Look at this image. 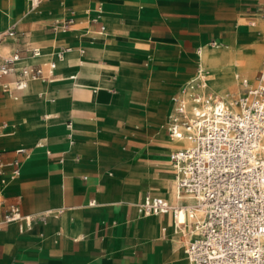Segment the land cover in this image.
Wrapping results in <instances>:
<instances>
[{
    "label": "crops",
    "instance_id": "obj_1",
    "mask_svg": "<svg viewBox=\"0 0 264 264\" xmlns=\"http://www.w3.org/2000/svg\"><path fill=\"white\" fill-rule=\"evenodd\" d=\"M18 1L26 11L13 7L20 18L0 29L15 24L18 30L24 31L26 39L39 45L18 24L27 19H42L48 15V5L32 11L28 0ZM169 1L126 0L125 7L140 3L142 9L129 11L126 20H118L116 24L110 21L107 26L101 19L103 1L88 5V25L80 36L74 40L68 37V44L54 48L73 47L58 63L56 79L30 81L25 89L17 92L23 93L17 102L0 100L2 116L21 112L36 115L39 111L42 121H46L42 136L33 148L30 145L0 148L6 160L13 157L16 147L29 150V156L22 161L20 175L0 185L3 196L0 218L11 204L32 217L31 226L23 230L15 221L0 229V264H190L182 247V236L170 225L171 215H141L137 211L135 203L146 193L161 195L150 191L141 195L127 192L129 173L141 166L132 164L133 157L116 148L114 142L118 134L127 142L142 132L153 133L150 122L160 113L165 99L163 88L178 78L166 75L159 60L164 53L170 54L172 48L161 47L158 40L180 38L183 46L195 44L192 34L177 26L174 15L158 11L159 7L170 6ZM9 2L13 6V1ZM90 14H98V21L92 22ZM100 25L104 26V32L94 33ZM104 34L107 36L103 37ZM132 37L140 38L143 44L156 45L152 51L146 49L149 52L144 54L143 68H135L138 66L133 62L135 40L129 43ZM214 42L217 47L222 45L221 38H215ZM197 48L199 64L201 46ZM50 57V52H45L37 61ZM113 88L119 89L118 95L112 93ZM177 90L169 96L164 124L159 127L167 141H174L169 138L165 125L172 107L171 96ZM104 92L111 94L103 98ZM23 120L19 116L3 125L8 129L5 134L10 135L5 140L8 145L31 142L40 131L35 121L24 123ZM100 140L111 142L106 145ZM174 143L171 147L165 141L150 146L138 143L131 151L144 153L150 148L160 154L162 148L169 163V154L180 145L177 141ZM169 168L173 181L170 163ZM90 200L94 204H88ZM175 200L173 204L185 201ZM59 209L61 212L57 213Z\"/></svg>",
    "mask_w": 264,
    "mask_h": 264
},
{
    "label": "built area",
    "instance_id": "obj_2",
    "mask_svg": "<svg viewBox=\"0 0 264 264\" xmlns=\"http://www.w3.org/2000/svg\"><path fill=\"white\" fill-rule=\"evenodd\" d=\"M41 1L28 0V6L34 9ZM90 20L98 21V14H90ZM72 21L66 17L63 30ZM93 32L102 34L104 26ZM72 48L59 47L50 58L37 61L44 52L24 31L15 24L0 29V93L16 97L30 81L55 80L58 63ZM199 73L200 63L197 74L171 96L165 125L169 138L180 144L169 154V163L176 199L185 201L173 204L146 193L136 209L141 215H171L170 225L182 236L190 264H264V70L254 82L236 74L241 90L229 100L205 91ZM13 152L6 160L0 151V185L19 176L29 156L22 146ZM14 221L23 230L32 217L11 204L0 229Z\"/></svg>",
    "mask_w": 264,
    "mask_h": 264
},
{
    "label": "rangeland",
    "instance_id": "obj_3",
    "mask_svg": "<svg viewBox=\"0 0 264 264\" xmlns=\"http://www.w3.org/2000/svg\"><path fill=\"white\" fill-rule=\"evenodd\" d=\"M98 1H103L101 19L105 22L106 26L110 21H115L113 23L116 24L118 20H126L129 16V11L142 9L139 7L140 3H135L136 7L134 5L132 7H125L126 0H81L78 4L74 0H45L32 11H39L43 6L48 5V15L42 19L34 18L23 20L24 22H20L18 26L34 36V39L41 46L44 53H51L54 48L62 44H68L70 41L68 37H73L72 40H74L80 36L84 27L88 25L86 20V7L88 5H94ZM169 3L170 6L165 8L159 7L158 11L174 15V19L178 20L176 23L177 26L192 34L195 44L183 46L180 38L178 39L179 41L158 40L161 47L169 46L172 48L170 54L164 53V56L159 60L163 64V69L167 72L166 75L168 77L176 76L178 78L175 81L171 80L167 82L163 88L165 99L162 103L160 113L157 118L152 119L150 122L153 133L142 132L139 135L130 137L127 142L121 140L118 134L114 142L116 148L123 151V153H129L133 157L132 164L139 163L141 166L136 168L134 172L129 173L128 179L130 180H128L127 192L130 195H141L145 191H150L153 194L165 197L170 203H175L176 200L173 196L175 195L173 189L174 183L169 172L170 168L165 155V149H159L161 151L160 154L154 153L153 149L150 148L144 153H137V151L131 150H134V145L138 143L150 146L160 141H167L166 136L162 132L163 129H159V127L164 124L165 115L169 108V96L187 80L197 74L198 62L196 61L197 55L195 52L198 50V46L208 43L207 47L209 48L215 50H230L234 54L235 61L231 62L224 79L220 77L218 80L216 79L210 82L207 80L205 81L206 84L203 83L205 91L211 94L213 98L229 100L239 93L241 87L237 78L234 76L237 73L241 77H247L251 82L255 81L258 73L264 70V0H170ZM50 4L52 6H49ZM152 6L156 5L154 4ZM12 8L11 2L0 0V27L20 18V14L14 12ZM21 9L23 11L25 10L22 7ZM68 16L72 17L73 21L69 23V27L66 30H63L61 23ZM145 28H149V25H146ZM113 35L115 36L116 34ZM106 36L107 34L103 35V37ZM215 38H221L222 45L219 47L216 45L213 46L212 43ZM139 39L132 37L129 41L131 43L135 40L133 43L136 55L133 62L134 65L138 64L135 68H143V61L146 59V55L144 54L150 50L152 51L153 46L156 47L152 43L151 45L150 43L143 44V41ZM146 49L149 51H146ZM252 54H256V61L252 64L244 63V59ZM152 56L154 57V55ZM155 58L154 62H157ZM150 67L146 69H151ZM161 78L165 80L164 76ZM219 81H222L225 87L220 88V86H217ZM111 90L114 95L119 94L118 88ZM108 93L111 94L110 92ZM108 93L104 92L102 97H107L109 95ZM22 94V92L17 93L19 97L14 99L1 92L0 100L9 99L17 102L21 99ZM19 116L24 117V123L31 120L35 121L40 131L31 142L18 141L13 145H8L9 143L5 142V140L10 135L5 134L8 129L3 125L14 121ZM42 117L43 115L41 116L39 111L36 112V115L22 112L13 113L10 116H2L0 114V148L15 145H30L33 148L42 136L41 130L46 123V121H42ZM21 126L22 124L17 128L19 129ZM109 142L111 141L100 140V143L106 145H109ZM10 194V192H7V195ZM1 199H3L2 195H0Z\"/></svg>",
    "mask_w": 264,
    "mask_h": 264
},
{
    "label": "bare ground",
    "instance_id": "obj_4",
    "mask_svg": "<svg viewBox=\"0 0 264 264\" xmlns=\"http://www.w3.org/2000/svg\"><path fill=\"white\" fill-rule=\"evenodd\" d=\"M9 1H13V7H15V6L20 7V3L18 0H9ZM21 10L23 11V9H21ZM25 11L26 10H24V12ZM199 57H200V59H199L200 73H199V75L203 79L204 84H206L205 81H207V80L210 82L212 80L213 81L216 79L218 80V78L220 79V77H221V79H224L227 75L228 67L230 66L231 62L235 61L234 54H232L230 52V50L229 51L224 50V49L223 50H215V49L207 47L206 45L201 46ZM255 61H256V54H252L250 56H247L244 59V63H246V64H252ZM234 76L236 78V74ZM205 78H206V80H205ZM217 86H220V88L225 87L224 83L222 81L221 82L219 81V84H217ZM214 88H215V86H214ZM165 142L170 147L174 146V144H175L174 141H165ZM174 197L176 198L175 195H174Z\"/></svg>",
    "mask_w": 264,
    "mask_h": 264
}]
</instances>
